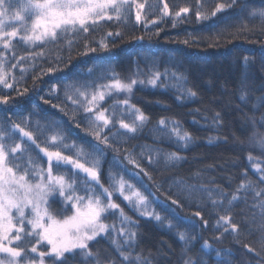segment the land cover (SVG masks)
<instances>
[{"label":"snow or ice","instance_id":"obj_1","mask_svg":"<svg viewBox=\"0 0 264 264\" xmlns=\"http://www.w3.org/2000/svg\"><path fill=\"white\" fill-rule=\"evenodd\" d=\"M207 2L208 0H195L193 8L181 7L174 14L170 13L169 5L164 3L158 19L163 22L164 17L171 16L175 27L188 19L187 14L193 11L197 21H209L227 9L238 8L240 12H244L248 7V0H224L216 3L209 13L203 10ZM15 3L16 0H0V86L3 89H14L28 70L24 67V61L46 57L44 46L49 43H57L68 36L76 37L81 32L89 33L90 29L95 30L97 25L104 22H124L129 17L133 5L136 9L135 20L140 22L144 19L141 12L145 9V3H139L137 0H25L20 10L13 12ZM247 15L248 20L259 19L264 25V8H253ZM150 22L157 24L156 19ZM13 24L15 26H12ZM244 27H247L246 23ZM7 28L10 30H6ZM113 35L120 36L121 33H107L109 37ZM17 39L25 46L38 47L41 50L35 54L29 53L27 57H17L14 52V41ZM183 42L189 43L188 40ZM72 43L73 41H68L69 47ZM85 47L90 52L96 51L87 45ZM99 47L109 49V45L103 41ZM12 59H15L16 63L8 67ZM239 62L245 72L238 90V98L245 104L255 99L252 110L258 111L264 107V94L254 97L250 90L248 69L254 60L244 56ZM16 68L20 69L19 79L13 72ZM55 71L56 68L47 69L48 73ZM261 71H264V58L261 60ZM141 74L143 73L138 70V75ZM81 75L85 78L74 79L70 84L64 85V99L81 114V119L87 123V130L94 137L95 143H68V134L55 121L42 124L37 120L34 126L30 117L24 121V126L10 120L0 122V264H47L49 260L51 264H69V257L75 258L77 254L83 264H117L116 259H108L105 262L98 250H92L90 244L98 242L99 239L109 240L120 264H158L159 253L154 257L151 252L145 255L143 251H136V229L139 225L113 197L122 198L127 202L129 209L138 216L173 229L177 228L178 224L172 223L170 215L178 223L195 227L190 218L176 216L173 206L183 207L181 199L197 204L207 200L214 208H223L227 200L230 208L234 202H247L251 196L252 203L249 207L252 217L251 220L246 218L242 223L249 225V232H261L260 248L264 252V160L253 157L251 153L248 160L255 172L261 174L258 181L247 179L245 173L246 178L241 180L235 191L225 193L218 187L198 183L203 180L201 171L188 178L172 177L168 191L175 189L176 195L181 199H173L169 195L167 200L170 204L166 201L160 202L159 206L164 215L156 210L157 199L150 191L149 185L144 183V177L152 180V176L142 167V163L146 161L149 167L162 163L165 169L175 168L181 161L186 160L178 151L166 152L160 147L143 145L136 156L125 149L124 158L138 170L131 172L132 179L137 183L134 184L125 178L129 172L127 168H124L123 172H113L110 168L109 186L105 187L101 183V158L105 148L119 152L117 145L127 143L128 139L134 138L150 123V117L131 103L134 87L139 85L153 89L171 88L177 93L176 99L184 103L197 97L198 93L188 87V79L183 73L168 68L160 71L153 65L146 78L126 80L110 68L98 70L97 66L93 65L87 69L86 74L77 73L78 77ZM260 87L264 88V84ZM16 91L18 95H23L28 89L24 88L23 92H20L17 88ZM56 91L58 89L53 86V92ZM121 95L124 99H118ZM113 97L117 99H113L110 105L104 107L107 99ZM55 98L59 99V96ZM9 103L8 96H0V104ZM51 106L61 108L56 104ZM205 120H208V117H205ZM249 120L255 128L256 117H249ZM258 122L264 127V114L259 117ZM207 126L218 129L221 126V114L215 112ZM152 132L154 139L159 143L169 142L185 149L194 140L192 133L184 130L178 120L166 117L157 121ZM41 136L44 140L38 143ZM219 139L209 137L207 142L212 144L219 142ZM223 142L227 143V139ZM41 143L46 146L41 147ZM249 143L252 148L264 153V134L253 131ZM113 167H121L116 158ZM229 195L231 199H228ZM194 215L203 219L199 211ZM110 216L117 217V221L107 222ZM257 217L260 218L259 228L253 229L251 225L257 223ZM207 223L204 221L205 226ZM240 228L241 225L232 222L231 215H220L216 230L223 229V232L216 239L219 240L229 233L238 236ZM177 237L184 245L181 254L183 264H209V259H214L216 264H231L230 251L222 254L208 241H204L201 249L193 256L190 254L191 246L196 237L186 231H178ZM40 248L47 250L41 251ZM245 248L249 252H255L248 245H245ZM213 252L215 257H212ZM255 255L264 260L261 252H255Z\"/></svg>","mask_w":264,"mask_h":264},{"label":"trees","instance_id":"obj_2","mask_svg":"<svg viewBox=\"0 0 264 264\" xmlns=\"http://www.w3.org/2000/svg\"><path fill=\"white\" fill-rule=\"evenodd\" d=\"M137 2L145 3L146 8L148 6L147 10L145 8L141 12L144 17L142 21L135 20L136 10L133 5L126 21L104 22L97 25L95 30L90 29L89 33L81 32L76 37L68 36L57 43H49L44 46L46 57L35 61L25 60L24 67L28 70L24 73L23 80L16 84L14 89H3L0 86V96L6 95L10 100L9 104H0V122L10 120L24 126V121L30 117L34 126L37 120L42 124L55 121L68 134V143H95L94 137L87 130V123L81 119V114L76 112L70 102H65L64 85L70 84L74 79H84L83 75L78 77L77 73L86 74L87 69L93 65H96L98 70L110 68L126 80L146 78L153 65L160 71L168 68L183 73L188 79V87L197 91V97L181 103L176 99L177 93L171 88L153 89L139 85L134 87L131 103L150 117V123L134 138L128 139L127 143L117 145L120 148L119 152L105 148L101 158V183L105 187L109 186L110 168L113 172H123L124 168H127L129 172L125 178L136 184L131 172L138 170L124 158L126 155L124 150L127 149L138 156L141 151L140 146L143 145L160 147L166 152L178 151L186 157V160L181 161L177 167L170 169H165L162 163L151 167L146 161L142 163V167L152 176V180L144 177V183L149 185L150 191L157 199L156 210L162 215L165 213L159 206L160 202L166 201L170 204L171 202L167 200L169 195L173 199H181L176 195L175 189L172 192L168 191L172 177L188 178L201 171L203 180L198 183L208 187H218L225 193H233L241 180L246 178L245 173L247 179L258 181L261 174L255 172L248 155L251 153L253 157L264 160V153L252 148L249 139L253 131L264 134V127L258 122L259 117L264 114V107L253 112L252 104L255 103V99L247 104L241 102L238 98V90L245 72L239 61L244 56H249L254 60L248 69L250 90L254 97L264 94V88L260 87L264 84V71H261V60L264 58V25L259 19L248 20L247 15L253 8H264V0H248L246 11L240 12L238 8L227 9L209 21H197L193 11L187 14L188 19L175 27L171 16L164 17L163 22L158 19L164 3L169 5L170 13L174 14L181 7L193 8L195 0H137ZM219 2L224 0H208L203 10L210 13ZM154 19L157 20L156 25L150 22ZM109 32L114 34L119 32L121 35L109 37L107 36ZM70 40L73 41L71 47L68 44ZM185 40L189 43L185 44L183 42ZM101 41L109 45L108 50L99 47ZM14 44L17 57H27L29 53L35 54L41 50L38 47L25 46L18 39ZM86 45L95 48L96 51H88ZM13 63H16L15 59L9 62L8 67ZM48 68H56L57 71L48 73ZM138 70L143 74L138 75ZM13 72L19 79L20 69H13ZM53 86H56L58 91L53 92ZM17 88L20 92L27 88L28 92L18 95ZM57 95L59 99L55 98ZM113 99L117 97L107 99L103 106L110 105ZM118 99L123 98L120 96ZM53 104L60 105L65 110L54 108L51 106ZM215 112L221 114V126L218 129L207 126ZM253 116L257 119L255 128L249 120V117ZM161 117L178 120L184 130L192 133L193 143L185 149L173 143L156 141L152 129ZM205 117H208V120H205ZM209 137L220 139L219 142L209 144L207 142ZM225 138L227 143L223 142ZM43 140L44 137L41 136L37 142ZM40 146L46 145L41 143ZM114 158L120 161L119 169L113 167ZM137 186L139 187L138 184ZM113 199L121 204L126 214L139 225L136 229L138 232L136 251H143L145 255L151 252L154 257L159 253L158 264H183L181 254L184 245L177 237L178 231H186L196 237L191 246L190 254L193 256L201 249L204 241H208L222 254L230 251L231 264H264V260L255 255V252H261L264 256L260 248L261 232L259 230L249 232V225L242 223L246 218L251 220L252 211L249 207L252 203L251 196L247 202L243 200L234 202L230 208L227 200L223 208H214L207 200L197 204L181 199L183 207L173 206L175 214L190 218L195 223V227L178 223L170 215L169 219L172 223L178 224V227L173 229L138 216L129 209L127 202L122 198L113 197ZM228 199H231L230 195ZM198 211L203 219L194 215ZM220 215H231L232 222L241 225L238 236L229 233L224 234L219 240L216 239L223 232V229L216 230V222ZM116 221L117 217L110 216L107 222ZM204 221L208 222L206 226ZM259 222L260 218L257 217V223L252 224L251 227L258 229ZM245 245L255 252H249ZM90 247L93 251L98 250L105 262L108 259H116L117 264H120L119 257L108 239H99L98 242L91 243ZM40 250L47 249L40 248ZM212 257H215V252L212 253ZM47 264H51V261L49 260ZM69 264H83V262L77 254L75 258L69 257ZM209 264H216V261L209 259Z\"/></svg>","mask_w":264,"mask_h":264},{"label":"rangeland","instance_id":"obj_3","mask_svg":"<svg viewBox=\"0 0 264 264\" xmlns=\"http://www.w3.org/2000/svg\"><path fill=\"white\" fill-rule=\"evenodd\" d=\"M25 2V0H16V3L14 4V6H13V9H12V11L13 12H15V11H19L20 10V6H21V4H23ZM145 8H146V5H145ZM148 9V6H147V8H146V10ZM136 10V9H135ZM24 13H22V15H23ZM30 22V21H29ZM12 26H15L14 24L12 25ZM6 30H10V28H7ZM122 96V98L124 99V96L123 95H121Z\"/></svg>","mask_w":264,"mask_h":264}]
</instances>
